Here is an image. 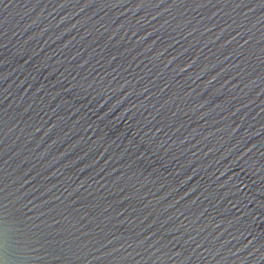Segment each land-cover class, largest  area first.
Listing matches in <instances>:
<instances>
[{"label":"water","instance_id":"1","mask_svg":"<svg viewBox=\"0 0 264 264\" xmlns=\"http://www.w3.org/2000/svg\"><path fill=\"white\" fill-rule=\"evenodd\" d=\"M0 264H264V0H0Z\"/></svg>","mask_w":264,"mask_h":264}]
</instances>
